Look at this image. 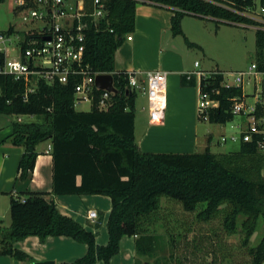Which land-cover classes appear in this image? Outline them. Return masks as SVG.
<instances>
[{"label": "trees", "instance_id": "obj_1", "mask_svg": "<svg viewBox=\"0 0 264 264\" xmlns=\"http://www.w3.org/2000/svg\"><path fill=\"white\" fill-rule=\"evenodd\" d=\"M140 2L173 8L171 29L175 35L183 34L181 22L186 15L256 27L258 67L264 70V23L249 14L256 0H105L107 19L86 30L84 64L93 72L113 75L117 92L110 93L108 108H100L104 91L94 88L91 109L77 110L75 85L79 79L75 76L67 83L39 80L30 92L24 78L0 74V115L40 117L37 122L13 123V131L7 136L12 144L24 147L18 167L20 179L32 175L39 155L37 145L50 139L53 194H104L111 198L109 241L98 244L94 232L60 212L44 193L31 192L24 197L11 195L12 220L8 228H0V253L26 258L27 253L13 250L12 242L29 236L41 240L70 236L86 243L88 251L62 264H95L109 262L119 252L122 237L128 235L137 236V254L153 256V224L163 196L180 202L186 211L197 210V217L203 221L221 215L229 234L237 232L238 218L245 216L244 244L257 230L259 220L264 222V153L258 147L259 135L253 141H242L238 151L228 153H154L143 151L137 143V95L129 86L128 72L115 69V52L126 35L135 31ZM260 5L264 7V0ZM0 33L12 34L14 27ZM3 59L0 54V64ZM223 80V72L202 79L204 89L219 102L208 111L210 123L233 120L234 99L243 96L241 86H226ZM183 84L196 85V80L184 76ZM256 115L264 116V109ZM249 252L252 264H264V238Z\"/></svg>", "mask_w": 264, "mask_h": 264}, {"label": "rangeland", "instance_id": "obj_2", "mask_svg": "<svg viewBox=\"0 0 264 264\" xmlns=\"http://www.w3.org/2000/svg\"><path fill=\"white\" fill-rule=\"evenodd\" d=\"M70 2L75 4L76 0H70ZM15 6L16 0L0 2V29L4 28L5 23L9 22L11 18L19 30H42L43 25L46 24L43 20L35 19L24 22L21 14L12 11ZM249 14L258 20L264 19L260 0H256V7ZM182 20H184L187 37L178 38V42L181 47L186 48L184 51L186 64H191L194 68V62L196 60L200 62V66L195 67V70H219L224 74L223 83L234 84L239 71L248 70L252 62L258 64L255 27H244L193 15H186ZM12 52L10 49L9 53ZM137 77L141 85L133 88L138 98L137 106L139 107L136 110L138 112L137 138L138 140L146 139L145 145L140 148L143 151L154 153L182 152L180 151L182 149L177 147L179 133L170 132V129L160 124H150L148 99L143 88L145 83L141 81L139 74ZM243 90L247 103H254L253 80L248 82L246 78ZM196 102L199 141L207 142V137L211 136V150L214 153L238 151L242 143L241 129L242 126H246L247 122L245 115H235L233 120L224 124L210 123L200 117L199 94ZM143 106H146L145 109H142ZM75 107L77 110L88 111L92 104L90 101L84 100L76 103ZM19 118H21V122L40 120L37 115L3 114L0 115V127L7 125L13 127V123L18 122ZM206 127L208 130H205ZM223 136L226 137L225 141H222ZM232 136H235L236 140H233ZM42 147H47V143L42 144ZM196 150L201 152L204 149L198 147ZM9 198V200L6 199V202L0 201L2 208L0 225L2 226H8L12 220L10 207L8 208L10 206L8 201L11 200V197L9 196ZM244 219L245 216L240 215L237 232L229 234L224 228L221 215L209 221H203L197 217V210L186 211L180 202L163 196L161 207L153 224L156 236L154 255L138 254L137 260L140 264H252L249 249L258 246L264 238V222L262 219L259 220L257 230L250 241L244 244V232L242 231ZM130 237L133 238V236Z\"/></svg>", "mask_w": 264, "mask_h": 264}, {"label": "crops", "instance_id": "obj_3", "mask_svg": "<svg viewBox=\"0 0 264 264\" xmlns=\"http://www.w3.org/2000/svg\"><path fill=\"white\" fill-rule=\"evenodd\" d=\"M12 11L17 13L16 6L12 8ZM173 14V8L168 6L149 2L138 3L135 31L127 34L125 41L117 48L115 69L136 72V75L139 74V78L144 83H146L150 72L166 71L167 107L165 120L160 125L166 126L170 132L179 133L177 147L182 149L180 150L182 152L179 153H196L199 152L196 150L198 147L204 149L201 152L206 150L212 152L211 136L207 137V142L199 141V123L196 119V101L199 94L198 79H195L196 85L183 84V77L187 72L195 70L197 60L194 62V68L191 64H186L184 52L186 48L181 47L178 42V38L187 37L184 20L181 22L183 34L175 35L171 29ZM11 26L14 27L15 34L24 35V31L19 30L11 18L9 22L5 23L4 28L0 29V32L7 31ZM144 94L147 96L145 92ZM137 102L136 96V110L139 108ZM145 107L143 106L142 109ZM137 118L138 112L136 111L135 138L139 146L143 147L146 139L138 140L137 138ZM18 121L21 122V118ZM150 124L152 123L150 122ZM205 130L208 128L206 127ZM12 131L11 125L0 127V201L6 202V199L9 200V196L11 197L13 194H20L24 197L31 192L44 193L47 200H53L56 203L60 212L73 217L85 228L94 232L98 244H107L109 241L107 222L112 206L111 198L104 194H53V158L51 151H48L49 147H52L50 139L37 145L39 155L32 175L27 179H20L18 167L24 147L14 145L7 140V136ZM44 143H47L45 148L42 147ZM8 202L10 203V201ZM89 210H95L98 213V217L94 221L87 218ZM10 225L11 223L8 226L0 225V228H8ZM133 238L123 236L119 252L109 262L98 261L95 264H135L138 259L135 248L137 236H133ZM11 246L14 251H23L28 256L18 258L12 253H0V264H37L47 260H52L55 264L70 263L84 256L88 251L86 243L77 241L70 236H49L45 240H41L38 236H29L12 242Z\"/></svg>", "mask_w": 264, "mask_h": 264}, {"label": "built area", "instance_id": "obj_4", "mask_svg": "<svg viewBox=\"0 0 264 264\" xmlns=\"http://www.w3.org/2000/svg\"><path fill=\"white\" fill-rule=\"evenodd\" d=\"M40 8V9H39ZM16 10L24 22L35 19L43 20L46 24L42 30L24 31V35L0 33V54L4 56L0 64V74H12L15 78H24L28 83V91L36 89L37 82L44 80L49 84L55 82L67 83L71 76L78 77L75 85V102L92 101L94 88L99 89L95 79L100 72H93L90 65L84 64L86 30L93 24L107 19L108 9L105 0H16ZM264 18V7H262ZM264 23V19L259 20ZM244 27L245 24L239 23ZM256 28V27H255ZM15 35V37H13ZM25 35H35L26 39ZM13 51L9 53V51ZM196 61L195 66L199 67ZM221 71H205L203 69L187 72V80L198 79L200 117L208 120V111L217 107L219 102L211 97L210 92L202 86V79ZM130 88L140 87L136 72H128ZM254 82V103L248 104L243 90V96L234 99L232 113L245 115L246 126L241 129L242 141H253L255 135L260 151L264 153V116L257 117L256 112L264 109V70L252 62L248 70L239 71L234 84L226 86H241L245 79ZM148 98L149 116L152 124H161L165 120L167 107V72L156 70L148 74L143 86ZM109 91L104 90L100 102L101 109H107ZM236 140L235 136H232ZM226 137H222L225 141ZM48 151H52L49 147ZM98 217L95 210H89L87 218L94 221ZM1 221V216H0ZM2 245L0 243V252Z\"/></svg>", "mask_w": 264, "mask_h": 264}, {"label": "water", "instance_id": "obj_5", "mask_svg": "<svg viewBox=\"0 0 264 264\" xmlns=\"http://www.w3.org/2000/svg\"><path fill=\"white\" fill-rule=\"evenodd\" d=\"M95 84L100 90H106L111 93H116L117 88L114 85V77L111 73H101L96 76ZM37 264H55L52 260L41 261Z\"/></svg>", "mask_w": 264, "mask_h": 264}]
</instances>
